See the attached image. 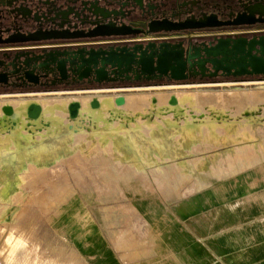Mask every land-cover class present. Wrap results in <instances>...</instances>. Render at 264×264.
I'll return each instance as SVG.
<instances>
[{
    "label": "rangeland",
    "instance_id": "obj_1",
    "mask_svg": "<svg viewBox=\"0 0 264 264\" xmlns=\"http://www.w3.org/2000/svg\"><path fill=\"white\" fill-rule=\"evenodd\" d=\"M258 87L264 88V77L0 94V99L8 100L50 93L98 95L108 102L99 114L87 113L85 106L77 121L66 114V122L56 120V124L0 118V264H85L54 230L53 217L70 199L91 197L99 184H113L117 174L123 172L124 159L139 153V148L149 157L162 156L154 143L171 138L172 134L163 132L173 127L209 129L213 154L227 162L217 167L219 173L263 163L264 107L257 105L253 97L238 110L235 105L223 103L210 108L181 102L171 108L166 102L150 100V95L167 92L224 94L236 89L250 96ZM140 93L147 100L135 108L108 100L111 96Z\"/></svg>",
    "mask_w": 264,
    "mask_h": 264
},
{
    "label": "crops",
    "instance_id": "obj_2",
    "mask_svg": "<svg viewBox=\"0 0 264 264\" xmlns=\"http://www.w3.org/2000/svg\"><path fill=\"white\" fill-rule=\"evenodd\" d=\"M163 133L162 156L139 148L113 184L62 205L67 247L85 264H264V162L219 173L209 129Z\"/></svg>",
    "mask_w": 264,
    "mask_h": 264
},
{
    "label": "flooded vegetation",
    "instance_id": "obj_3",
    "mask_svg": "<svg viewBox=\"0 0 264 264\" xmlns=\"http://www.w3.org/2000/svg\"><path fill=\"white\" fill-rule=\"evenodd\" d=\"M84 2L87 12H82L79 4L76 6L62 4L59 14L54 18L53 14H47V10L41 5H36L35 1L0 0V41L17 33H38L37 38L48 33H87L97 26L108 23L128 27L134 33L125 37L89 40H55L22 44L0 42V94L192 84L264 77V75L238 77L220 71L211 76V65L203 57V49L214 46L218 40L243 39L247 43L264 40V0H84ZM68 12L70 15H67ZM21 16L26 19H22ZM207 16H215L218 21L225 23L232 22L237 17L253 23L146 34L150 23L162 21L183 23ZM149 42L183 47L182 59L186 67L184 80L176 81L168 76L156 74L141 76L136 72L111 74L108 69L107 78L103 81H97L92 75L78 79L77 75L69 70L61 78L49 62L48 54L50 57L64 60L63 56L80 49L110 52L117 47L145 46ZM187 55H195V58L188 61ZM235 63L238 62L231 56H225L222 61V65L228 66ZM201 67L203 71L200 70ZM25 74L31 75L33 81H28Z\"/></svg>",
    "mask_w": 264,
    "mask_h": 264
},
{
    "label": "water",
    "instance_id": "obj_4",
    "mask_svg": "<svg viewBox=\"0 0 264 264\" xmlns=\"http://www.w3.org/2000/svg\"><path fill=\"white\" fill-rule=\"evenodd\" d=\"M35 1L36 5L42 6L47 10V14H53L54 18L59 14L62 4L76 6L79 4L83 11L85 8L84 0H27ZM68 10V9H67ZM67 15H70L68 12ZM22 19H26L21 16ZM253 21L243 20L237 17L232 22H221L215 16H207L199 20H191L183 23H171L167 21L154 22L148 25L146 34H157L161 31H183V30H200L218 28L223 25H242L252 24ZM38 33H27L9 35L1 40V44H22V43H39L55 40H89L94 38L105 37H125L133 35L128 27L115 26L111 23L97 26L87 33H65V34H44L37 38ZM181 45H171L169 43L149 42L145 46L134 45L132 47H117L110 52L95 51L90 49L85 51L80 49L77 52H71L63 56L64 60L50 57L49 62L61 78L70 71L77 75L78 79L94 76L97 81H103L107 78V69L111 74L133 73L136 72L141 76H150L156 74L159 76H168L172 80L181 81L185 76V61L182 59L184 53ZM258 54V55H257ZM201 56V55H200ZM225 56H231L238 63L232 66L222 65ZM204 59L211 65V76L217 72L225 73L232 76H259L264 75V40L252 41L247 43L245 40H218L217 43L203 49ZM221 59L218 60L217 58ZM195 55H187L186 60L190 61ZM66 65L68 69H66ZM203 71V67L200 68ZM28 81L32 82L31 75L25 74ZM173 102V99H171ZM76 106L69 107L71 116L75 114Z\"/></svg>",
    "mask_w": 264,
    "mask_h": 264
},
{
    "label": "bare ground",
    "instance_id": "obj_5",
    "mask_svg": "<svg viewBox=\"0 0 264 264\" xmlns=\"http://www.w3.org/2000/svg\"><path fill=\"white\" fill-rule=\"evenodd\" d=\"M67 94V93H66ZM37 98L28 99H17L8 100L0 99V118L3 120H25L29 123H37L39 121L45 120L49 124H56V120L65 119V114L70 120H78L80 110L87 106L86 112L91 114H99L102 110V105L104 102L108 104L107 98L102 96H70L60 93H50L49 96H40ZM221 96L223 99L218 100ZM150 100L154 102H166V104L171 108L178 107L181 102H186V104H196L202 107L214 108L220 103L226 104L227 106H236L235 110H238L240 105L248 98L253 97L256 99L255 103L264 107V88H255V95L247 96V93L241 89L224 91V94H213V93H176L167 92L164 94H153L150 95ZM112 99L115 101L116 105H121L122 103L127 106L135 108L138 104L147 100V96L144 93L131 94L123 96H111L108 100ZM173 99V102H171ZM71 105L76 106V111L73 116L69 113V107ZM104 106V105H103Z\"/></svg>",
    "mask_w": 264,
    "mask_h": 264
}]
</instances>
